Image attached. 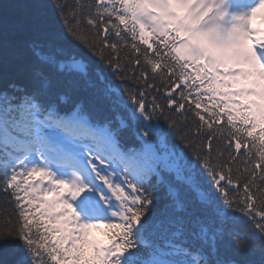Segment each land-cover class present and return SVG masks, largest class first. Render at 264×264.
<instances>
[{"label": "snow or ice", "instance_id": "obj_1", "mask_svg": "<svg viewBox=\"0 0 264 264\" xmlns=\"http://www.w3.org/2000/svg\"><path fill=\"white\" fill-rule=\"evenodd\" d=\"M52 7L21 36L0 6L12 264H264V0Z\"/></svg>", "mask_w": 264, "mask_h": 264}, {"label": "trees", "instance_id": "obj_2", "mask_svg": "<svg viewBox=\"0 0 264 264\" xmlns=\"http://www.w3.org/2000/svg\"><path fill=\"white\" fill-rule=\"evenodd\" d=\"M64 2L72 6L74 0H64ZM39 4L42 7L36 8L35 5ZM53 0H0V6L3 7L6 14L10 17L11 22L14 26V31L17 35L28 36L30 35L32 25L39 14L40 18L45 21H56L59 27V21L56 20L55 11L52 7ZM71 55V53H69ZM108 75L109 81L113 86H119L120 81L117 77L111 73H106ZM14 78L12 69L8 70V77H4V69L0 66V89L6 86L8 80ZM107 116L111 120H116L117 115L114 110L107 112ZM119 135L122 142L128 145L135 144L136 140L133 135L129 133L128 130H120ZM244 151V149H242ZM158 197V209L162 208L163 205L168 201L167 189L161 187L156 193ZM12 214V208L10 204L3 198L0 194V225L4 224L5 218ZM226 258L235 259H246L251 261H259L260 254L257 252L255 255L251 256H236L233 252L229 251L225 253ZM16 258V254L12 252L11 247L0 248V264H12V261Z\"/></svg>", "mask_w": 264, "mask_h": 264}]
</instances>
